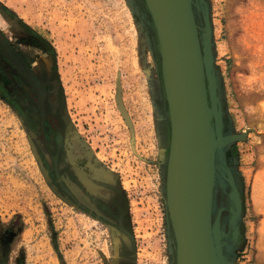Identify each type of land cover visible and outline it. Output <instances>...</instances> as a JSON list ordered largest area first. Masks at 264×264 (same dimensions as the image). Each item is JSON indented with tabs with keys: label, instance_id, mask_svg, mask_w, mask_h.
<instances>
[{
	"label": "rangeland",
	"instance_id": "1",
	"mask_svg": "<svg viewBox=\"0 0 264 264\" xmlns=\"http://www.w3.org/2000/svg\"><path fill=\"white\" fill-rule=\"evenodd\" d=\"M141 1L0 0V31L42 77L45 111L63 138L55 167L22 117L36 118V106L0 54V237L14 228L10 245L0 238V264H175L165 203L169 123ZM202 3L223 132L244 135L222 148L224 161L218 157L212 219L224 208L227 232L228 168L244 212L237 244L224 240L227 263L264 264V0H193L200 35ZM56 174L99 219L65 198ZM80 187L106 208L120 206L126 233Z\"/></svg>",
	"mask_w": 264,
	"mask_h": 264
},
{
	"label": "water",
	"instance_id": "2",
	"mask_svg": "<svg viewBox=\"0 0 264 264\" xmlns=\"http://www.w3.org/2000/svg\"><path fill=\"white\" fill-rule=\"evenodd\" d=\"M154 29L169 123L165 203L174 235L175 264H228L227 238L235 246L242 201L231 170L227 232L221 212L212 219L214 181L222 148L244 135L224 134L213 70L211 25L202 3L205 34L193 0H143ZM219 154V156H218ZM226 249V250H225Z\"/></svg>",
	"mask_w": 264,
	"mask_h": 264
},
{
	"label": "flooded vegetation",
	"instance_id": "3",
	"mask_svg": "<svg viewBox=\"0 0 264 264\" xmlns=\"http://www.w3.org/2000/svg\"><path fill=\"white\" fill-rule=\"evenodd\" d=\"M0 54L2 56V59L8 64V66L14 69L19 74L20 79L18 81L20 87L26 92L27 96H29L31 101L36 106V118L29 121L28 119H26L25 115L22 114V117L23 119H25V121L31 124L34 133L37 135L40 141L44 143L48 151L51 153L52 162L56 167L57 161L63 151L62 129L56 122L55 118L45 111L44 103L47 95L46 85L42 77L37 76L36 73L32 71L31 64L27 60L25 55L18 49H15L13 44L3 36L1 31ZM44 133H46L47 138L45 137ZM50 140H53L52 142L54 145V149H52L51 147ZM66 174L69 175L68 171ZM55 177L61 188V193L67 200L72 201L87 215H90L91 217L96 219L100 218L99 215L94 213L93 209H90V207L85 208L84 203L74 196L73 191H71V187L68 186L62 175L59 178L56 174ZM79 190H81L82 195L84 194L88 199H91V201L95 205H97L100 210L104 211L109 217L114 219L119 231H121L122 233H126L124 224L125 216L124 212L120 210V206H118L116 203H113V209L110 207L106 208L104 204L101 203L99 199L93 197L86 188L84 189L80 187ZM0 238L2 242L6 243V245H10V243L14 239V228L12 226H8L4 231V235H2ZM17 264H22V260H19Z\"/></svg>",
	"mask_w": 264,
	"mask_h": 264
},
{
	"label": "trees",
	"instance_id": "4",
	"mask_svg": "<svg viewBox=\"0 0 264 264\" xmlns=\"http://www.w3.org/2000/svg\"><path fill=\"white\" fill-rule=\"evenodd\" d=\"M39 39L42 41V42H45L43 39H41L40 37H39ZM46 43V42H45ZM47 44V43H46ZM1 93H2V95H3V97H5V98H7V96H8V93H7V91L5 90V89H3V88H1ZM240 187V186H239ZM238 187V188H239ZM240 191V190H239ZM240 198H241V201H242V212H244V198H243V195H242V191H240Z\"/></svg>",
	"mask_w": 264,
	"mask_h": 264
},
{
	"label": "bare ground",
	"instance_id": "5",
	"mask_svg": "<svg viewBox=\"0 0 264 264\" xmlns=\"http://www.w3.org/2000/svg\"><path fill=\"white\" fill-rule=\"evenodd\" d=\"M222 222V221H221Z\"/></svg>",
	"mask_w": 264,
	"mask_h": 264
}]
</instances>
